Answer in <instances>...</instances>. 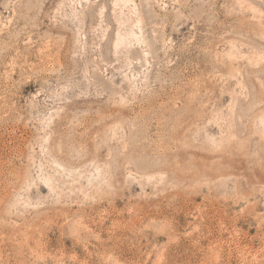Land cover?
Masks as SVG:
<instances>
[{"label":"rangeland","instance_id":"rangeland-1","mask_svg":"<svg viewBox=\"0 0 264 264\" xmlns=\"http://www.w3.org/2000/svg\"><path fill=\"white\" fill-rule=\"evenodd\" d=\"M0 264H264V0H0Z\"/></svg>","mask_w":264,"mask_h":264}]
</instances>
